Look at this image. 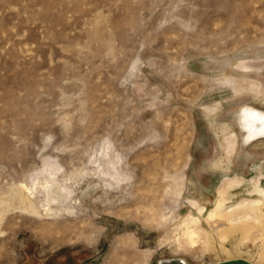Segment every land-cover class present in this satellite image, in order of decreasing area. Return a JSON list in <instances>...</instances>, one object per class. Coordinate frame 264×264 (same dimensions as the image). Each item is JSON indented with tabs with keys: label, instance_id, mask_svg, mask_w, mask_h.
Wrapping results in <instances>:
<instances>
[{
	"label": "rangeland",
	"instance_id": "rangeland-1",
	"mask_svg": "<svg viewBox=\"0 0 264 264\" xmlns=\"http://www.w3.org/2000/svg\"><path fill=\"white\" fill-rule=\"evenodd\" d=\"M263 110L264 0H0V264H264L185 237L264 185Z\"/></svg>",
	"mask_w": 264,
	"mask_h": 264
},
{
	"label": "bare ground",
	"instance_id": "bare-ground-1",
	"mask_svg": "<svg viewBox=\"0 0 264 264\" xmlns=\"http://www.w3.org/2000/svg\"><path fill=\"white\" fill-rule=\"evenodd\" d=\"M247 112H248V110H247ZM252 113H253V111H252ZM244 115H247V114H244ZM252 115H254V114H252ZM255 115H256V113H255ZM254 120H255V118H254ZM262 120H264V119H262ZM258 124H259V122H258ZM247 144H249V143H247ZM219 166H221V165H219ZM261 180H262V178L259 180V183H257V182L255 183L254 181H251L252 186H251V189H249V191H248L250 194V197H247V200H246L247 202L245 201L246 198H243L237 202H233L234 194L232 193V190L234 188H238L240 185H242L243 182H239L235 186H231L229 188L220 190V192L217 194L216 198L212 201V206L210 209L206 205L201 204V203L200 204L195 203V205L193 204L194 206H196L197 212H199L201 214V216L203 217V218L202 217L201 218L205 219L206 222L208 223L209 226L207 225V227H209V230H202V229H200V227L198 225L196 226L197 229H195V228L192 229L191 225L198 223V218L197 217H195V218L191 217V219H188L186 222V224L188 225V227H187L188 229L185 230L186 231L185 232L186 240L191 245H194L196 242H198V239L200 238V236H202V234H204V237L206 240L205 244L208 248V247H213V243L217 239L219 241L223 240V244H224V240L227 239L228 236L234 232H238V234L241 233V236H242L243 240H245V241L246 240L247 241H253L258 237L264 238V185L261 184ZM27 189L28 188H26V186H24V185L13 189V193H12L13 198L10 200H13V202L17 206V208L19 207L23 210H26V212L28 211L30 213L32 212V213L41 215L42 211H44V210H42L40 212L38 209H36L34 207L35 204H33L34 202L31 200V197L28 195ZM12 195H11V197H12ZM10 203L12 204V202H10ZM48 212L50 213V211H48ZM49 213L47 215H49ZM241 214H244V215L242 217H237V216H240ZM50 215H52V214H50ZM2 216H3V213L1 211L0 218H2ZM42 216H43V214H42ZM193 226H195V225H193ZM242 238H241V240H242ZM201 242H204V241L201 240ZM196 244H198V243H196ZM224 248H226V247H224ZM128 253H129V251H128ZM253 264H256V263H253Z\"/></svg>",
	"mask_w": 264,
	"mask_h": 264
},
{
	"label": "water",
	"instance_id": "water-1",
	"mask_svg": "<svg viewBox=\"0 0 264 264\" xmlns=\"http://www.w3.org/2000/svg\"><path fill=\"white\" fill-rule=\"evenodd\" d=\"M252 106V105H250ZM255 107V106H253ZM256 109H259L257 107H255ZM261 110V109H260ZM264 111V110H263ZM236 122L238 124V127L242 133V144L244 146H250L252 143L250 142L249 144H245L244 143V138H243V131L241 130L240 128V125L237 121V114H236ZM159 264H187L186 260L182 259V258H178V259H170V260H162L159 262ZM215 264H253L252 262L246 260V259H243V258H239V259H230V260H225V261H222V262H218V263H215Z\"/></svg>",
	"mask_w": 264,
	"mask_h": 264
},
{
	"label": "crops",
	"instance_id": "crops-1",
	"mask_svg": "<svg viewBox=\"0 0 264 264\" xmlns=\"http://www.w3.org/2000/svg\"><path fill=\"white\" fill-rule=\"evenodd\" d=\"M263 139H264V138H263ZM260 140H261V139H260ZM257 141H259V140H257ZM257 141H256V142H257ZM254 143H255V142H254ZM252 144H253V143H252ZM252 144H251V145H252Z\"/></svg>",
	"mask_w": 264,
	"mask_h": 264
}]
</instances>
